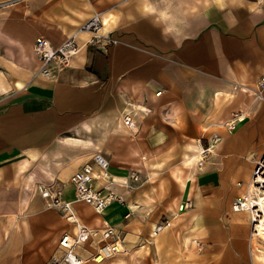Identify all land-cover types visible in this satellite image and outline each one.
Listing matches in <instances>:
<instances>
[{"label":"crops","instance_id":"crops-1","mask_svg":"<svg viewBox=\"0 0 264 264\" xmlns=\"http://www.w3.org/2000/svg\"><path fill=\"white\" fill-rule=\"evenodd\" d=\"M29 5L25 37L43 36L57 45L99 12L103 33L110 32L117 42L87 45L47 77L37 73L39 61L27 45L0 27V43L18 49L17 57L30 66L13 80L14 87L1 83L10 91L0 105V207L5 208V197L12 191L36 182H56L64 198L74 201L69 177L102 148L112 175L147 172L146 180L141 177L133 188L116 186L124 204L113 201L101 213L80 201L72 205L88 227L118 228L125 214L154 201L145 185L152 182L150 158L164 154L170 141L198 138L207 119L195 109L220 107L213 117L222 133L214 134L211 153L229 155L225 161L231 170L212 161L197 164L194 157L203 146L188 142L172 171L176 192L169 206L172 217L165 219L170 226L157 235L152 232L147 248L153 253L152 264H171L183 257L188 264H249L250 212L234 210L232 204L244 195L240 191L246 190L251 175L249 170L238 172L245 181L237 185L235 172L264 154L260 150L257 158L252 156L261 147L239 150L242 137L251 138L264 123V89L252 80L264 75V0H31ZM242 83L258 87L262 98L231 91L233 84ZM241 109L246 119L234 130L224 129ZM126 112L135 114L136 132L124 126ZM40 200L35 197L34 205ZM165 220L154 223L152 231ZM75 225L69 222L61 236L73 235ZM252 241L257 249L256 239ZM123 246L127 251L126 243ZM78 252L88 260V251Z\"/></svg>","mask_w":264,"mask_h":264},{"label":"rangeland","instance_id":"rangeland-1","mask_svg":"<svg viewBox=\"0 0 264 264\" xmlns=\"http://www.w3.org/2000/svg\"><path fill=\"white\" fill-rule=\"evenodd\" d=\"M5 2L7 3L0 5V27L5 30H10L13 36L20 38L27 45V49L33 52L32 45L34 38L30 39L29 37H25L27 29L26 23L31 16L29 9L31 0H6ZM9 46L10 45L0 43V105L3 103L2 98L4 94L10 91L8 90L5 92L6 90H4L3 87H14L13 80L18 78L19 74L27 71L29 69L28 67H30L23 65L24 62L22 63L20 57H17L18 49ZM40 64L39 61V65ZM262 76L264 75L253 77L252 80L258 85ZM1 83H3L4 86ZM258 86L260 90L264 89V87ZM230 89L231 91L240 89L239 84H233ZM219 109L220 107L214 109V107L211 108L210 106L195 109L199 116L201 115L204 120L207 119L205 123L203 122L200 125L198 138L175 139L170 141L168 146L164 147V154L152 156L150 158L148 161V174L152 177L150 180L152 182L148 181L145 185L148 186H146V188L151 189L154 193V201L150 205L139 207L135 212L129 211L125 214L127 215L125 216L126 221L122 226H118L119 231L117 239L122 238L124 240V243L127 245V251L123 246L121 252H126L122 256L115 253L105 264H152L153 253L149 252L147 248L148 238H152V226L156 222L172 217L169 206L172 195L176 192V185L172 176L173 167L180 164L181 152L184 151L188 142L198 141L204 149H207L210 146L212 133H222V126L217 124L216 118L213 117ZM245 119L246 113H244V119L240 122ZM224 124V129H226V123ZM259 147L261 148L256 151ZM239 150L244 152L250 150L252 152L256 151L252 153V156L253 158H257L260 152L264 150V123L257 125L251 138L245 139L242 137ZM211 152H206L207 160L204 159L205 162L199 163V160L195 162L199 165L203 163L205 165L208 161H212L221 168H225L226 171L231 170L225 161L229 155L224 154L222 156L221 152L217 155H213ZM247 165L235 172V183L238 181L244 183L245 181L241 179L243 176L238 174V172L243 173L244 170H249L250 174H252L253 165H255V163L249 160L247 161ZM182 173L184 172L182 171ZM146 174L147 172L141 175L142 178ZM113 176L119 177L116 175ZM145 180L146 178H143L142 182ZM37 185H45L52 189L59 190L64 197L62 185L56 182L51 184L40 182L33 184L29 183V185L27 184L24 188L12 191L5 197V208L3 209L2 206L0 207V213H4L0 215V264H54L56 257L61 255L58 243L61 234L68 229L69 222L66 221L65 217H62L64 214L60 209L45 207V201L40 197V189ZM244 192L245 188H243V192L242 190L240 191V193ZM37 196L41 199L39 206H35L33 203V199ZM101 227L95 230L96 234L93 236L91 235L88 242H95L96 246H98ZM253 236L254 235H252V237ZM255 237H257V246L264 247V238L256 235ZM88 242L87 245H89ZM253 243L254 242L251 240L249 264H264V259L261 258V255L260 257L255 255ZM89 248L91 249L92 247L89 246ZM188 261V257H183L179 259V261L171 264H188ZM82 264L94 263L88 259Z\"/></svg>","mask_w":264,"mask_h":264},{"label":"built area","instance_id":"built-area-1","mask_svg":"<svg viewBox=\"0 0 264 264\" xmlns=\"http://www.w3.org/2000/svg\"><path fill=\"white\" fill-rule=\"evenodd\" d=\"M101 14L94 12L82 25L81 28L91 32L87 45H110L117 42V39L110 32L104 34L101 32ZM32 49L34 54L41 62L39 73L47 77H53L57 71L68 65L71 57H73L79 49L78 41L75 35H70L63 39L59 44H53L48 38L38 36L35 38ZM258 85L264 87V76L258 82ZM160 93V91H158ZM238 114L234 115L227 128L232 130L235 128V122L238 121ZM124 126L133 132L139 129V122L135 119V114L126 112L122 116ZM216 132L212 133V136ZM264 155L255 162L251 182L256 183L257 176L260 173L264 177ZM138 171H129L125 176L114 177L110 173V161L102 148H96L91 159L84 163L69 177V182L74 189L75 199L85 204H88L92 209L101 213L110 203L116 200L119 203H124V197L115 191V187H131L138 182L142 176ZM95 183L100 184L96 187ZM40 196L45 201V207L58 208L63 211L64 215L70 216L73 213L70 200H66L59 190L41 185ZM240 198V197H238ZM237 199V198H236ZM234 199L232 207L234 210H248L250 212L251 223L254 228L253 213L251 208H247L240 200ZM98 247L90 258L95 263H101L106 259L113 257L117 253L116 240L118 234L115 228L110 224H104L101 227ZM161 226H157L155 231H159ZM96 231H94V235ZM93 235L92 233L88 235ZM77 240L71 237L70 233L65 234L59 241L60 249L64 250V254L56 257L54 264H82L83 259L75 252Z\"/></svg>","mask_w":264,"mask_h":264},{"label":"bare ground","instance_id":"bare-ground-1","mask_svg":"<svg viewBox=\"0 0 264 264\" xmlns=\"http://www.w3.org/2000/svg\"><path fill=\"white\" fill-rule=\"evenodd\" d=\"M102 26H103V23H102V19H101L100 29H101V32L103 33ZM79 32L84 33L85 36H83V38L82 37L79 38L78 37ZM79 32L77 34H74L77 41H78V45H79V49L76 52V54L79 53L83 47L87 46V40L89 39V37L91 35V32L88 31L87 29H84V28H80ZM34 56L38 61H40L35 54H34ZM40 66H41V64H40ZM38 71H39V69L37 70V73H39ZM239 87H240V89H238V90L235 89V90H237V92L239 90L241 92H251L254 95H256L257 97L262 98V95L260 94V92L258 90L259 86L258 87H252V86L247 85L246 83H242V84H239ZM156 94H159V92H157ZM244 111L245 110L241 109V112L234 114V115L238 114V118H237L238 121L235 122V128L237 126V123L244 119V113H245ZM234 115H233V117H234ZM233 117L229 119V121L226 123V126H225V128L229 131H231V130L227 128V125L229 122H231ZM234 129H232V130H234ZM216 140H217V138L213 135L211 140H210L211 142H210L209 148L201 149L200 153L196 157H194V159L199 160V163L203 162L205 157L207 156L206 152H209V151L211 152L214 150ZM262 155H264V154H262ZM260 157L257 159V161L260 159ZM260 163L264 164V161H262V162L260 161ZM262 167H264V166H262ZM257 181H261V183H264V177H262V175L260 173L257 176ZM237 185H241V183H237ZM40 186L41 185H39L38 187L41 188ZM239 197L240 198H237L236 200H240L244 206H246L247 208H251V211L253 213V220L252 221L254 222L253 223L254 228L252 225V232H253L252 234L254 236L252 237L251 240H254L257 238V237H255V235L264 238V184H259V182H256V183L251 182V176H250L249 180L246 183V190H245L244 195L239 196ZM75 201L79 202V200H76L74 198V201H72V202L74 203ZM113 201H116V200H113ZM113 201H110V203H112ZM186 205H188V204L185 203V204L180 205L179 210H182L184 208V206H186ZM72 210H73L72 215H70V216L64 215V216H65L66 220L76 224L75 225L76 232L73 235H71V237H73L77 240V244H76L74 249H75V252L83 259V262H84L85 258L78 252V250L83 249L85 251H88L87 252V254H89L88 259H90L92 257V255L94 254V252L98 246H96L95 242H88L89 239H87V237L91 233L94 235V231L97 228L88 227L86 224L80 222L76 216L73 205H72ZM157 226H161V229L159 231H155V228ZM169 226H170L169 220H165L163 222H160L154 227L153 234L157 235L163 229H165L166 227H169ZM112 227H114V226H112ZM114 228L118 234V231H119L118 228H116V227H114ZM64 235L65 234H63L60 237L59 241L62 239V237ZM90 237H91V235L89 236V238ZM87 242L89 243V245H87ZM58 245H59V243H58ZM123 245H124V240L122 238H119L116 240L117 253L121 252V250L123 249ZM89 246H91L92 248L90 249ZM86 247H87V249H86ZM59 250L61 251V255L64 254V250L60 249V246H59ZM253 250L260 251L262 253V255H264V247H258L257 249L254 248ZM103 262H101V263H103ZM93 263L94 264H101V263H95V262H93Z\"/></svg>","mask_w":264,"mask_h":264},{"label":"clouds","instance_id":"clouds-1","mask_svg":"<svg viewBox=\"0 0 264 264\" xmlns=\"http://www.w3.org/2000/svg\"><path fill=\"white\" fill-rule=\"evenodd\" d=\"M221 7H224V5H223V4H221Z\"/></svg>","mask_w":264,"mask_h":264}]
</instances>
